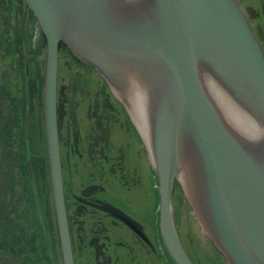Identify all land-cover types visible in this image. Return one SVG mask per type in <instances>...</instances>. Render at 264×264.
I'll list each match as a JSON object with an SVG mask.
<instances>
[{"label": "water", "instance_id": "1", "mask_svg": "<svg viewBox=\"0 0 264 264\" xmlns=\"http://www.w3.org/2000/svg\"><path fill=\"white\" fill-rule=\"evenodd\" d=\"M23 1L46 47L43 120L61 263L75 264L57 117L62 46L99 74L145 142L174 264H194L175 226V186L226 264H264V53L237 0ZM98 207L148 242L127 213Z\"/></svg>", "mask_w": 264, "mask_h": 264}, {"label": "rangeland", "instance_id": "2", "mask_svg": "<svg viewBox=\"0 0 264 264\" xmlns=\"http://www.w3.org/2000/svg\"><path fill=\"white\" fill-rule=\"evenodd\" d=\"M13 27L19 31L12 51H23L24 70L28 62L27 75L31 72L43 76L46 53L36 21L28 18L23 9H16L15 3L0 0V264H62L47 166L42 91L38 99L32 96L29 100L32 113L27 130L23 127L25 119L24 124L22 119L16 120V116L21 117L23 108L10 105L5 95V89L14 95V88L19 83L10 68L8 44ZM101 90L108 91V88L99 74L68 48L61 47L57 94L65 98L67 107L75 109L80 117L87 106L102 101ZM35 117L39 120L38 132L35 127L31 128ZM22 143H25L24 147ZM117 198L115 202L119 206L123 207L119 202L124 204L146 223L154 243L161 244L157 179L153 167L150 170L146 167L145 173L141 172L136 188L120 187ZM46 209H49L48 213ZM173 215L179 238L195 264H226L201 230L179 186L173 189ZM167 258L168 264H173L169 255ZM76 260L80 264L78 254Z\"/></svg>", "mask_w": 264, "mask_h": 264}, {"label": "flooded vegetation", "instance_id": "3", "mask_svg": "<svg viewBox=\"0 0 264 264\" xmlns=\"http://www.w3.org/2000/svg\"><path fill=\"white\" fill-rule=\"evenodd\" d=\"M237 2L264 53V0ZM100 92L102 104L87 106L80 117L75 109L67 107L65 98L59 93L57 96L62 178L74 262L77 264L78 254L80 264H168L162 239L161 244L154 243L146 223L124 204L119 202L123 208L115 202L120 187L139 186L141 172L152 165L146 144L124 107L109 88ZM30 112L29 101L25 130L30 128ZM34 119L30 125L38 132L39 120ZM103 203L138 221L148 242L101 210L98 206ZM49 230H53L51 225Z\"/></svg>", "mask_w": 264, "mask_h": 264}, {"label": "trees", "instance_id": "4", "mask_svg": "<svg viewBox=\"0 0 264 264\" xmlns=\"http://www.w3.org/2000/svg\"><path fill=\"white\" fill-rule=\"evenodd\" d=\"M10 4L15 3L16 9L21 8L24 10L25 14H27L28 18H31L33 21L35 19L32 17L31 13L25 9L26 6L23 3V0H8ZM17 31L18 29H14L11 31L12 35L8 44L9 52L11 53V61H10V68L13 71V73L17 76L19 83H17L16 87L14 88V95L11 94L9 90L6 91L5 89V95L7 96L10 105L17 106L20 105V108H23V112L21 114V117L18 118L16 116V120L19 119L23 121L25 119V112H26V95L28 94L29 99H33L34 97L38 99V95L42 91V85H43V76L32 74L31 72L27 75L25 74L24 70V53L23 51L17 52L12 51V46L15 45L18 41L17 38ZM62 47V46H61ZM60 47V48H61ZM14 65V66H13ZM33 96V98H32ZM19 97V98H18ZM6 98V99H7ZM38 101V100H37ZM18 122V121H16ZM22 124V125H23ZM23 127H25L23 125ZM9 135V134H8ZM22 147H24L25 143H22Z\"/></svg>", "mask_w": 264, "mask_h": 264}]
</instances>
